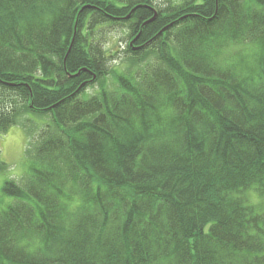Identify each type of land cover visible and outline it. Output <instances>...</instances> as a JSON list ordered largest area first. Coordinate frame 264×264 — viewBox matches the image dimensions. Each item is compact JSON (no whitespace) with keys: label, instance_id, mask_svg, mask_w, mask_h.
I'll list each match as a JSON object with an SVG mask.
<instances>
[{"label":"trees","instance_id":"16d2710c","mask_svg":"<svg viewBox=\"0 0 264 264\" xmlns=\"http://www.w3.org/2000/svg\"><path fill=\"white\" fill-rule=\"evenodd\" d=\"M26 113L0 264H264V0H0V134Z\"/></svg>","mask_w":264,"mask_h":264},{"label":"rangeland","instance_id":"374dc122","mask_svg":"<svg viewBox=\"0 0 264 264\" xmlns=\"http://www.w3.org/2000/svg\"><path fill=\"white\" fill-rule=\"evenodd\" d=\"M125 38L126 32L120 30L112 31L103 39L106 53L113 57L110 61V68L114 71L105 84L108 92L118 90L116 73L137 69V67L130 69V63L123 61L124 47L127 45ZM119 52L122 53L120 58L118 57ZM97 86L82 94L81 99L87 100L98 96L101 90ZM49 124L51 121L46 117L26 113L18 117L15 126H12L5 134H0V213L16 202L15 198L4 193L6 183L14 182L22 185L24 180L32 175L31 167H36L34 154L40 135ZM250 203L264 204V199L253 195Z\"/></svg>","mask_w":264,"mask_h":264}]
</instances>
